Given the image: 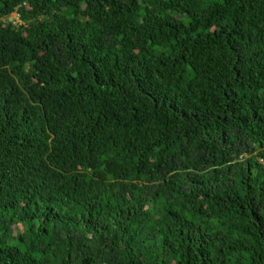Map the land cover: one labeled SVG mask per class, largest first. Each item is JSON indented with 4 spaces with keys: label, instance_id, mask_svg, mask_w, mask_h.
<instances>
[{
    "label": "trees",
    "instance_id": "16d2710c",
    "mask_svg": "<svg viewBox=\"0 0 264 264\" xmlns=\"http://www.w3.org/2000/svg\"><path fill=\"white\" fill-rule=\"evenodd\" d=\"M0 264H264V0H0Z\"/></svg>",
    "mask_w": 264,
    "mask_h": 264
},
{
    "label": "clouds",
    "instance_id": "9594fccd",
    "mask_svg": "<svg viewBox=\"0 0 264 264\" xmlns=\"http://www.w3.org/2000/svg\"><path fill=\"white\" fill-rule=\"evenodd\" d=\"M17 20H18V16L16 14H13L9 21H13L16 24Z\"/></svg>",
    "mask_w": 264,
    "mask_h": 264
},
{
    "label": "built area",
    "instance_id": "2783aa9c",
    "mask_svg": "<svg viewBox=\"0 0 264 264\" xmlns=\"http://www.w3.org/2000/svg\"><path fill=\"white\" fill-rule=\"evenodd\" d=\"M14 17V16H13Z\"/></svg>",
    "mask_w": 264,
    "mask_h": 264
}]
</instances>
